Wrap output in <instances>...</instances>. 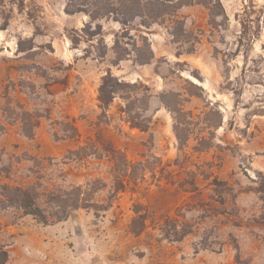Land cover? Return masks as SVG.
<instances>
[{"label": "rangeland", "instance_id": "obj_1", "mask_svg": "<svg viewBox=\"0 0 264 264\" xmlns=\"http://www.w3.org/2000/svg\"><path fill=\"white\" fill-rule=\"evenodd\" d=\"M2 1L5 264H264V0H221L220 16L196 0L178 9L159 8L157 0ZM93 4L113 12L94 21L87 13ZM246 7L262 31L251 46L239 43ZM86 24L102 34L83 33ZM116 41L129 53L125 60ZM108 70L149 88L137 95H147V104H138L150 107L147 132L131 127L120 97L100 119ZM165 94L176 95L168 100L178 114L163 104ZM30 115L32 137L23 130ZM83 146L97 153L71 155ZM108 146L134 166L118 194ZM96 180L102 189L94 201L112 206L80 209L53 225L9 207L2 195L4 186H36L45 206L49 193ZM136 210L149 218L141 235L130 231ZM175 226L190 233L175 241Z\"/></svg>", "mask_w": 264, "mask_h": 264}, {"label": "trees", "instance_id": "obj_2", "mask_svg": "<svg viewBox=\"0 0 264 264\" xmlns=\"http://www.w3.org/2000/svg\"><path fill=\"white\" fill-rule=\"evenodd\" d=\"M77 1L78 0H70V3L72 6H74ZM194 1L195 0H191L187 3H180L177 5V7H175V0H157V5L159 8H171V6L169 5H173L174 9H178L180 5H189L192 4ZM196 1L199 4L208 6L215 15H222L218 14L217 12L218 9H221V7H223L221 0H213L216 4H213V2H208L207 0ZM0 2V7H4L5 2H3L2 0ZM99 4H102V2L99 1ZM91 7L92 8H90L87 13L94 21L103 17H107L113 12L110 11L107 4H105L104 6L93 4ZM254 8L255 4L253 1L251 5V11H253ZM162 11H164L162 12L164 13V15L169 13V10L164 9ZM249 13L250 12H248V7H246L245 14L247 18L242 19L241 21L243 27V31L240 35L239 40L241 46L253 45L255 40L259 38L262 32L260 25H258L257 28H254L252 26V21L249 18ZM3 17L6 18V20L9 19V16ZM159 17L160 14L156 16V19H158ZM124 25H127V23H124ZM92 29L93 24H86L85 28L82 31L83 33L92 37L102 34L101 26H99L98 31ZM80 38L81 36L76 37L75 42L79 41ZM115 47L117 48V53H119V61L125 60L127 57H129V53L122 50L119 41H116ZM151 59H153V57L145 58L138 62L141 64H148ZM143 87L146 86H139L137 83L131 84L125 82L116 77L111 70H108L106 75L102 77V82L98 94L99 107L101 109L100 119L102 120L104 118H109V111L111 105L113 104L116 98L120 97L127 101V105L125 108H123L122 112L126 114L127 120L130 123L131 127L139 129L143 132H147L150 129V125L152 123V118L147 116L148 112L150 111V107L149 105H146V107H138L139 103L147 104V95H144L142 98H138L137 96L139 91ZM144 91L149 92V88L146 87ZM151 97L152 95L148 96V98ZM175 97V94H165L161 99L167 109L178 114L179 110H177V108L173 106L174 104H172V102H169L168 100L169 98ZM30 121L31 123L33 121L32 115H30V118L28 120H23V130L27 136L32 137L33 133H29V131L27 130V127L30 126L28 124V122ZM38 125V122L34 121L32 127L35 128ZM175 132L179 141L183 142V136L181 135L178 124L175 125ZM106 151L107 153H109L110 158L114 163L113 175L115 178V193L118 194L119 192L124 191L125 186L123 178L127 176V173L130 171L129 169L133 168L134 166H132V164L128 161L127 157L121 151L109 146L107 147ZM96 153L97 152H89V147L83 146L79 150L71 152V155L76 156L78 159H81L82 157H87ZM98 183L99 181L96 180L91 183L89 182L85 185L72 187L68 190H59L56 192H51L46 198L45 206H42L39 203L40 192L37 191L36 186H31L28 188L4 186L2 189V195L6 199V202L9 207H15L22 210L24 215L33 216L37 221L44 225H53L66 221L74 211L80 209H94L97 213H99L100 210H107L108 207L112 206L111 204H109L108 206L99 205L94 201V195L102 189L100 186H98ZM262 193L264 194V192ZM113 197L115 196L110 197L111 201ZM135 212L136 217L131 222L130 231L135 235H141L142 233H144L147 227V221L149 219L148 214H142L140 210H136ZM178 228L179 226L174 227V231L177 234V238H175V241L183 240L190 233L184 229L182 230V232H180ZM165 235L167 239L171 238L170 235ZM8 260L9 252L4 250L3 248H0V264H5Z\"/></svg>", "mask_w": 264, "mask_h": 264}]
</instances>
